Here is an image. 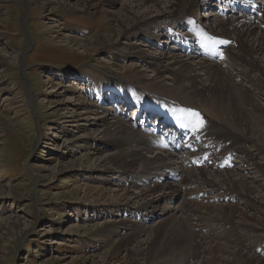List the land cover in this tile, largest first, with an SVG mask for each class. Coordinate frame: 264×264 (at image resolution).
<instances>
[{"label":"rangeland","instance_id":"rangeland-1","mask_svg":"<svg viewBox=\"0 0 264 264\" xmlns=\"http://www.w3.org/2000/svg\"><path fill=\"white\" fill-rule=\"evenodd\" d=\"M125 1L107 3L105 11L115 12ZM85 4L86 0H0V264H136L138 260L134 263L120 242L125 234L124 222L121 220L131 219L128 222L131 227L152 231L173 213H177L178 217L184 216L186 227L201 236L197 237L199 241L206 234L210 236L208 241L217 242V245L229 249H238L243 245L247 253L257 256L260 263L264 264V200L258 198L256 201L254 195L240 188H229L227 181L219 175L226 172L216 162L217 156L208 155L207 160L211 158L213 163L204 161L207 166L201 164L204 173L198 172V175L191 170L186 150L183 151L186 155L184 157L171 151L169 146L163 148L166 149L164 151L143 150V156L147 161H152L163 155L164 161L174 166L171 170L160 173L152 166L145 170H140L138 166L136 170L126 172L125 177L119 180L113 178L115 172H106L103 167L95 171L96 166L102 164L103 157L116 152L113 146L103 143L102 139L109 138L99 133L105 127L104 122L111 125L114 120H121L125 135L140 134L146 139L163 137L139 126L135 121L136 116H133L134 108L129 116L118 113L115 100L119 99H114L115 94L108 92L109 88H104V92L95 86L99 79L95 80L92 76L101 73L108 76L97 64L102 66L105 63L109 70L120 72L122 69L118 67L122 68V65L138 60L133 56L124 57V54L129 52L128 55H137L138 51L153 56L164 53L163 65L172 64L170 62L175 59L173 57H177L180 63L173 64L176 68L181 64L192 65L204 60L208 64L224 62L222 58L220 60L212 56L211 51L204 54L200 52V56L199 53L179 49L180 45L172 40L160 43L166 40L163 35L155 40L141 35L129 38L125 35L113 36L112 41H103H110L108 44L103 43L96 48L93 45L97 41L96 37L105 32L103 28L107 25L117 27V18L97 11V8H94L96 12L93 8L84 11L81 7ZM217 4L222 5L213 0H205L189 16L190 20L195 17L207 23L210 28L222 20V13L216 9ZM261 13L264 16V7ZM168 16L164 20L171 19ZM201 22L195 23L201 25ZM144 24L137 26L141 28ZM167 25L185 36L189 32L185 22L178 28L170 23ZM122 46L127 49H119ZM234 46L237 48V45ZM191 54H195V57ZM138 67L147 68L143 64ZM227 67L224 69L228 77L238 83L239 80L234 77L236 70ZM86 69H89L88 78L82 75ZM199 69L203 70V67L199 65ZM148 72L149 75L154 74ZM204 80L206 77H203ZM123 82L143 95L148 93L143 89L145 83ZM247 84L250 87L251 83ZM251 93L261 110L259 114L244 115L257 128L253 136H240L242 146L239 154L244 157V162L235 165L238 169L243 164L252 167L253 172L245 171L242 174L254 189L257 187L264 194V144L257 139L259 130L264 131V99L255 89ZM148 95L151 98L144 96L142 102L145 104L150 105V99L155 100V97L156 100L166 101L165 97L151 93ZM81 97L96 103L104 112L109 110V118L100 121L95 114L100 110L93 107L95 110L84 115L86 118L80 121H64V112L70 110L68 113L74 116L83 109ZM120 98L124 99L122 96ZM130 99L134 98L128 96L125 105ZM246 108L252 109L251 105ZM237 130L242 132L239 128ZM123 135L119 133L117 136L120 138ZM92 136L95 137L92 139ZM94 149H100L98 154H93ZM200 152L203 150L200 149ZM86 153L95 155V159H88ZM237 157L233 156L232 159ZM203 176L206 177V183L201 180ZM233 177L240 179L235 175ZM158 182L176 184L178 194L173 196L170 190L162 191L160 187L154 193L157 197V213L146 216L140 212L138 218L136 209L127 210L124 206H115L108 201L116 200L119 196L117 192L107 198L97 193V188L102 187L104 190H118L120 195L125 190L127 194L134 192L140 195L141 189L146 187L144 183L155 186ZM140 197L134 198L137 204L144 202V196ZM169 197L173 198L172 202L167 201ZM189 201L196 204L192 213L185 206ZM226 204L246 208L247 212L256 214L260 224L251 220L245 223L238 213L219 216L224 214L223 207ZM161 207L168 209L161 212ZM149 210L153 211V208ZM190 221L194 223L192 226ZM147 237L142 232L143 247L147 245ZM160 244L161 241H158V246ZM192 251L190 249L187 257L186 254L183 257L176 254L171 259L177 258V264H192L195 261L191 257ZM168 258L163 261L168 262ZM139 262L146 264L142 258ZM250 264L256 263L254 261Z\"/></svg>","mask_w":264,"mask_h":264},{"label":"bare ground","instance_id":"bare-ground-1","mask_svg":"<svg viewBox=\"0 0 264 264\" xmlns=\"http://www.w3.org/2000/svg\"><path fill=\"white\" fill-rule=\"evenodd\" d=\"M213 1L216 3H222V0ZM230 1L234 5H237L240 2V0ZM115 2L116 0H86V4L81 7L84 11L91 8H97V11L106 14L108 13L109 16L117 18V27L114 28L111 25H107L103 28V31L105 32L98 37H96L98 32L95 33L97 41L93 42V45L96 48L104 45L105 43L108 44L110 41H108V43L103 41L111 40L113 36L118 37L120 35H125L129 38L131 36L137 37L141 35L155 40L156 38H162L160 36L163 35L166 36V40L160 43H167L169 40H172L176 44L180 45L179 49L188 53H199L200 56V52H203V54L207 53L205 50L201 51V45L198 46L194 42L200 41V37L203 35L208 36L209 27L202 24L197 25L195 21H192L189 18V16H191L196 9L203 5L205 0H126L122 3V7H120L119 10L115 12L105 11L107 3ZM221 7L222 5L220 8ZM263 7L264 2L260 5L261 10ZM224 9L225 11L227 10V8ZM167 15H169L168 17H171V19L164 20V18H167ZM225 16L227 17L225 18ZM258 16L247 14L240 15L238 12L233 13L231 11L227 14H222V20L215 22L213 26L209 24L211 26L209 28L210 31L216 34L217 37L222 36L228 41L226 42L227 46L224 55L222 56V61L224 63L217 62L214 64L210 62L208 64L207 61L203 59L204 62L192 65L181 64L176 68L173 64L180 63V60H178L177 57H173L175 59L170 62L172 64L163 65L162 59L165 56L164 53H160V56H153L148 52L138 51L139 54L137 55H128L129 52H127L124 54V57L133 56L138 58V60L126 66L122 65V68L117 66L119 69H122L120 72L109 70L107 64L105 63H103L102 66L97 64L98 67H102L104 69L103 71L108 73V76L102 73L100 75L92 76L95 80L99 79L95 83L96 88L98 90L109 88L108 92L113 95L115 94L114 99H121L120 96L128 99V96H131L138 101L140 100L138 102L140 103L143 101L144 96H147L146 98H151L148 95V93H151L154 96L165 97L169 102V104H165L163 100H156L157 98L155 97V100L150 99L149 104L151 106L158 105L160 106L159 108L163 109L167 106L177 108L179 111L186 108L189 113H199L200 118L203 120V126L199 128H197V120L191 117L187 112L183 113L180 118H177L182 123V128H184L187 132H178L175 133V135H178L179 139H182L185 142L191 141L190 148L186 150V153L189 156V163L192 167L191 170L195 172L194 174L198 175V172L201 173L204 169L201 166V162L207 160L208 155H215L218 157V161L216 162L225 168L224 172H226V174L221 173L219 175H222L221 179H225L227 181V186L231 189L233 188L234 190L240 188L244 190V192L249 193L251 196L254 195L256 201L258 198L264 200V194L261 190H258L257 187L254 189L250 181L247 180L246 176L242 174L245 171L253 172V168L243 164L244 166L239 167L238 169V166L236 167L235 163H242L244 160V157L239 154L240 147L242 146H240L241 143L239 142L242 138L240 136L243 134L253 136L257 128L252 121V124H250L244 115L249 113L253 115L259 114L261 110L260 106L254 102L251 90L255 89L256 92L264 99V16ZM183 22L188 25L189 32L186 36L182 32L170 29V26L167 25V23H170L178 28L183 24ZM143 23H145L144 26L139 28L138 26ZM205 25H207V23H205ZM155 27H158V29ZM90 40L92 39L90 38ZM234 45H237V48ZM126 46H122L119 49H127ZM171 47L173 49L175 48L174 46ZM191 55L192 57H195V54ZM212 56L214 55L212 54ZM141 64L146 65L147 68L139 69L138 66ZM199 65L200 68L203 67V70L199 69ZM227 66L233 67V69L236 70L237 73L234 77L239 80L237 81L238 83H234L236 81H233L228 77V74L224 69L228 68ZM150 68L151 70H149ZM88 70L89 69H86V73L85 71L84 74L82 73V75L87 78ZM148 71L153 72L154 74L149 75ZM203 77H206L204 82ZM126 80L131 83H145L143 85V89L148 91L147 95H143L139 91L132 90L131 87L123 82H126ZM247 82L251 83L250 87H248ZM81 99L83 100L81 101L84 105L83 109L79 112V114H75L74 116L73 114L68 113L70 110L64 112V121L73 122L76 121V119L77 121H80L86 118L84 115H88L89 112L95 110L93 107H95L98 111L100 110V112L95 113L96 117L100 121H105L108 115H110L107 114L108 112L110 113L109 110L104 112V110H101L102 108L95 105L96 103L86 101L85 97H81ZM247 105H251L252 109L249 110L246 108ZM149 111H151V109ZM104 125V129L99 133L104 134L105 137L109 138L102 139L103 143L108 146H113L116 149V152L110 153V156L103 157L102 164L97 165L95 171L103 167L106 172H115L113 178L119 180L121 177H125L126 172L128 173V171H134L138 166L140 167V170H145V168L152 166L153 169L159 171L160 173L164 172V170L174 168L172 164H167V162L164 161L165 158L163 155H159L160 157H157V159L152 161H147L145 156H143V150H166L163 148H167L168 143L165 142L164 137H160V139L159 137L146 139L140 134L136 136L125 135V131L122 132L124 124L119 119L114 120L111 125L104 122ZM223 125L224 127H222ZM237 128L241 129L242 132H239ZM130 130L128 129V131ZM259 131L260 133L258 134L257 139L264 144V131ZM119 133L124 135L118 138L117 135ZM93 137L95 136H92V139ZM96 140H98V138ZM200 149L203 150V152H200ZM96 150L93 154H98V151H100V149ZM86 156L88 159H95L93 158L95 155H90V153H86ZM233 156L238 157L233 160ZM199 159H201L200 162H198ZM232 173L235 176L240 177V179L233 177L234 175L232 176ZM205 178L206 177L204 176L201 177V180L203 179V183L205 182ZM144 184L146 187L141 189V194L137 192L140 195H136L134 192L127 194V192H125L126 190L124 191V194L120 195L119 193L121 192L118 190L108 188L104 190L102 187L97 188V193L102 195L104 198H107L109 195L114 196V192H117L119 196L116 200H105L116 204L115 206H124V209L127 210H130V208L136 209L137 211L135 214L137 215V218L140 216V212L146 216L157 213L156 206L158 205H155L157 197L154 193L160 187L163 188L162 191L169 192L170 190V193L173 196L178 194L176 189L178 187L176 184L171 182H158L155 186H149L146 185V183ZM229 193L232 192L230 191ZM140 196H144V202L142 204H137L134 198H141ZM132 198L133 200H131ZM167 199L168 202H172L173 200L172 197ZM256 201L254 202L256 203ZM186 204L185 206L190 212L196 207V204L194 205V202L192 201H189ZM232 205L230 204L223 207L225 208L223 211L224 214L219 216L222 217L224 215L225 217L230 213H238L239 218L241 217V220L245 221V223L253 221L256 222V224H260L259 219L255 216L256 214L247 212L244 207L241 209L239 208L240 206L237 207ZM150 208H153V211H150ZM166 209H168V207H161L159 211H166ZM183 218L178 217L177 213H173L170 217L166 218L167 221L164 220L162 225L156 226L152 231L148 229H135L130 226L131 224H128L131 219H122L121 222H124L122 225H124L125 229V234H123L124 236L122 235L120 238L122 247L132 257V261L134 263L138 260L136 264L140 263L139 259L141 258L144 259L146 264H177L175 261L178 259L171 258L176 254L180 257H183L186 254L185 257H187L190 254V249L193 250L191 257L195 258V261L192 264H250L254 261L256 264H261L260 258L247 253L244 250L243 245H241V248L238 249H229L227 246L224 247L221 244L217 245V242L214 243L213 241H208V239L210 240V236H206V234L204 239L199 241L198 238L201 236L199 234L196 235V232L190 230L191 228L188 229L186 227V221L184 220V222ZM225 219L226 218H224V220ZM217 220L219 219L217 218ZM190 222L192 226L194 223L192 224V221ZM242 223L244 222H241V224ZM141 231L148 235L146 247H143L144 243L141 240ZM158 241H161L159 246ZM203 242L205 243L203 244ZM218 246H222V248ZM220 249L221 253L219 252ZM166 258H168V262L163 261V259ZM187 262L188 261H186V263Z\"/></svg>","mask_w":264,"mask_h":264},{"label":"snow or ice","instance_id":"snow-or-ice-1","mask_svg":"<svg viewBox=\"0 0 264 264\" xmlns=\"http://www.w3.org/2000/svg\"><path fill=\"white\" fill-rule=\"evenodd\" d=\"M189 115L197 120V128L203 126V120L200 118L199 113L190 112Z\"/></svg>","mask_w":264,"mask_h":264}]
</instances>
